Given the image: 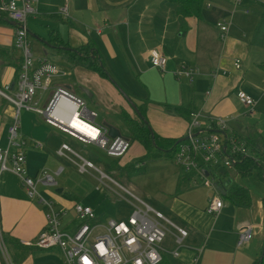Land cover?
<instances>
[{"label": "crops", "instance_id": "0c3cea01", "mask_svg": "<svg viewBox=\"0 0 264 264\" xmlns=\"http://www.w3.org/2000/svg\"><path fill=\"white\" fill-rule=\"evenodd\" d=\"M65 7L68 8V16L61 13ZM261 7H264V0H243L241 4H236L235 0H209L203 10V20L196 18L187 20L189 30L184 36L181 33L175 7L166 0H37L35 4L37 14L33 17L39 19L38 17L44 16L45 19L52 20L54 27L50 31L48 40L40 37H37V40L49 50H54L65 57L66 62L61 63L73 71V73L67 72L66 77L58 76L53 86L63 85L74 91V86L77 85L82 93L84 89L92 93L90 102L91 106L99 111L96 120L98 125L112 126L125 136L123 124L118 116L124 110L135 119L138 116L118 88L116 89L88 67L73 64L66 50L80 49L90 41L96 45L104 62L105 52L110 54L112 60L118 58L124 60L135 84L146 92V98L141 100L138 97L140 94L135 93L134 90H125L121 85L120 87L138 105L147 103L148 123L160 138L170 140L185 138L188 131V117H184L176 109L191 106L193 111L203 115L201 122L204 126L217 117L233 118L231 129L247 146L249 136H259L261 154L264 152L261 132L256 128H250L247 129L250 133L244 136L245 129L236 128L240 118L237 116L239 106L246 109L237 99V92L242 91L256 101V106L250 113L256 111L257 106L264 100V88L248 82L249 73L253 69L264 73V69L259 67L260 63H264V57L253 54L258 50L264 52V49L253 45L256 26L247 24L246 19L240 22L237 20V15L239 13L240 19H244V16L250 17L251 11H254L258 27V11ZM224 20L230 21L231 26L226 38L222 39L217 24ZM28 28L29 38L30 35L35 38L37 35L32 33L29 26ZM14 36V23L7 18H0V85H10L12 88L18 80L20 73L18 69L22 62L21 53L14 49ZM60 44L64 45L62 49L58 48ZM153 50H158L168 58L164 71L152 67L149 52ZM34 55L37 59L50 60L46 50L36 52ZM236 59L241 60L240 70L234 67ZM57 64L61 68L60 64ZM182 66L195 71L192 82L187 77L181 79L176 77L175 73ZM106 67L108 69V66ZM83 95L87 98L84 93ZM101 114L104 116L102 122L99 121ZM8 121L7 116L0 115V132L5 136L0 138L2 147L7 144ZM22 132L29 143L27 168L32 176L43 170L57 175L63 168L57 178H62L67 171L73 169L78 171V174L90 178H133L138 169L148 164L143 166L138 163L146 153L145 148L138 142H132L131 147L138 145L142 149L140 158L133 160L132 163L113 162L107 173L104 165L94 162L93 156L86 152L87 146L69 136L72 141L56 133L45 137L39 136L34 130L24 128L23 123ZM114 134L117 132L114 131ZM53 137L59 141V145L54 148L49 147ZM37 142L41 143L42 147L37 148L35 146ZM63 143H68L76 153L92 162L96 169L81 173L79 169L76 170L77 164L81 161L71 155L70 158H64L67 162L61 160L68 165L67 167L62 166L61 161L58 160L59 164L54 168L52 160L54 157L61 158L57 151ZM248 149L250 155L252 147ZM53 150L56 156L52 153ZM261 163H264V157ZM227 173V179L234 180L249 191L251 202L249 207H238L228 202L224 198L226 190L218 182L217 177L214 181L210 179L214 187L215 184L218 188L222 187V192L215 188L221 194L225 207L216 218L206 212L214 190L209 188L213 192L204 193V190L198 189L201 182L197 178L179 186L180 174L173 188L149 198L147 206L161 212L173 227L185 229L190 233L183 246L178 248L173 227L167 228L168 235L162 244V249L165 250L162 264H192L191 260L197 251H200V255L196 264H253L260 257L264 247V178H261L258 171H254L248 178H242L234 168L227 170ZM252 178L257 179L256 183ZM44 190V186L40 185L39 192L46 200L53 202L57 210L68 212L65 220L74 213L72 211L74 203L85 205L83 199L72 193H66L65 189L63 193L73 195V199H69L63 193L58 197L51 191ZM135 191L138 192L136 187ZM134 205L144 206L136 202ZM101 220L108 219L103 217ZM46 223V211L39 201L29 197L20 179L11 173L3 174L0 179V233L30 248L23 261H18L9 252L14 264L63 263L62 252L57 248L52 250H41L34 246L31 248L43 232ZM73 224L72 222L68 228L73 230L78 226ZM245 227H252L253 238L249 244L238 247L239 231ZM177 248L180 256L174 258L172 252ZM0 264H6L1 256V250Z\"/></svg>", "mask_w": 264, "mask_h": 264}, {"label": "built area", "instance_id": "2783aa9c", "mask_svg": "<svg viewBox=\"0 0 264 264\" xmlns=\"http://www.w3.org/2000/svg\"><path fill=\"white\" fill-rule=\"evenodd\" d=\"M36 2L37 0H0V18L4 16L14 23V47L22 56L15 86L12 88L10 85H0V115L9 118L7 144L5 147L0 146V179L5 173L16 175L29 197L39 201L46 211V226L32 246L41 250L59 249L63 255L62 264H162L165 258L162 244L168 235L165 224L173 226L161 212L147 205L137 207L131 203L133 211L129 217L105 221L99 219L91 207L74 203L72 211L79 224L72 230L68 228L72 222H65L68 212L57 210L54 203L46 200L39 192L40 185L58 187L56 176L62 173L63 168L57 175L48 170L35 176L28 172L29 143L22 132V111L38 114L46 123L67 136L85 146H97L112 158L125 156L132 145L122 135L109 137V129L96 123L99 113L90 110L84 98L77 96L66 86H53L58 76L66 77L68 73L50 60L37 59L32 51L28 20L37 14ZM242 2L243 0H235L236 4ZM61 13L68 16V8H63ZM217 25L221 38L225 39L231 26L230 21L224 20ZM149 57L154 69L165 70L168 63L166 56L153 50L149 52ZM234 67L240 70L241 60L236 59ZM175 75L178 79L187 77L192 82L195 71L182 66ZM236 96L243 107L253 111L256 101L251 96L242 91H238ZM190 115L186 140L180 144L174 162L182 172L196 174L197 179L203 182V187L214 190L206 212L216 218L225 207L221 194L213 186L216 177L220 181L221 173L218 169L233 170L238 157L248 156L249 149L232 131L233 118L217 117L204 126L201 113L193 112ZM74 121L86 132L74 126ZM35 146L40 148L42 144L37 142ZM57 154L61 158L76 156L81 161L77 164L81 173L96 169L92 162L76 153L68 143H63ZM173 229L175 243L181 248L190 233L176 226ZM239 232L238 247L249 244L254 235L252 227H245ZM178 248L172 252L174 258L180 256ZM0 250L6 264H14L1 233ZM199 253L200 251L195 253L192 264H196Z\"/></svg>", "mask_w": 264, "mask_h": 264}, {"label": "rangeland", "instance_id": "374dc122", "mask_svg": "<svg viewBox=\"0 0 264 264\" xmlns=\"http://www.w3.org/2000/svg\"><path fill=\"white\" fill-rule=\"evenodd\" d=\"M38 18L39 19L31 16L29 17L28 21V26L32 30V33L34 35H37L35 36V38L30 35L29 38V42L32 45L33 52H43V50H46L49 53V59L51 61H54V63H59L63 72L73 73L70 67L67 68L64 64L61 63L63 61L64 63L66 62L65 57L54 50H49L42 43H40L39 40H37V37H40L41 39L45 38L47 41L50 35V31L54 27L53 23L51 22L52 20L45 19L44 16ZM243 18L244 19H240V15L238 13L237 20H240V22H244V20L246 19L247 24L249 23L251 24V26H256L257 28V17L254 11H251L250 17L244 16ZM253 54L264 57V52H262L261 50L254 51ZM103 56L106 62V66H108V70L117 82V86L120 87L121 85L125 90H134L135 93L140 94V96L138 97L141 100L145 99L146 92L144 90H141L140 87L135 84L130 72L128 71V66L125 64L124 60L122 58H118V60H112V57L107 52H105ZM124 59L127 60L125 57ZM106 80L110 82L114 87H116L112 79ZM248 82L254 83V85L259 88H264V73L261 70L259 71L257 69H253L249 73ZM74 89L77 96L82 97L87 101V104L90 105L88 106L90 110L98 111L91 106L92 103L90 102V99L84 97L82 91L77 85L74 86ZM239 108L240 109L237 116L240 118L236 128H238L239 130L245 129V132L243 133L244 136H247V134L250 133L247 129L256 128L261 132V135L264 139V100H262L259 106H257V109H255L256 111H254L255 113H250V109L247 108L244 109L240 106ZM21 121L24 128L34 130L39 136L45 137L46 135L56 133L64 138L67 137L69 141H72V139L66 136L65 133H62L55 127L47 124L41 116L34 112L22 111ZM99 121H104L103 114L100 115ZM3 137H5L4 133L0 132V138ZM58 145L59 141L56 137H53L49 142V147L54 148ZM54 151L55 150H53L52 153L55 155ZM86 152L93 156L94 162H98L99 165H104V169L107 173L113 162L132 163L134 162L133 160L140 158V156L142 155V149L139 148L138 145L132 146L127 155L121 160H119V158H110L107 156V153L104 150L93 146H87ZM58 160L65 161L64 158L61 159L59 157H54L52 160V166L54 168L58 166ZM63 161H61L62 166L67 167L68 165L65 163L67 161ZM134 168L136 167L134 166ZM73 170L67 171L62 178L56 177L57 182L60 184L58 185L59 188L44 187V191H51L54 195L61 197L60 194H58L57 190H59L60 188L65 189L66 193H72L77 197L83 199V203L86 206L91 207L95 211L96 216L100 219L103 217H105L106 219H125L129 217L133 211L131 203L136 202L140 205H148L146 203L149 202V198L158 195L161 191L169 190L168 188H173L174 183L176 180H178L181 172V168L176 165L175 162L171 161L150 162L146 165V167L138 169L139 171L134 175L135 177L133 178H90L89 176H82L77 173L78 171ZM76 170H78V168ZM142 170H144V172H142ZM220 170L222 169H218L219 173L222 172ZM199 181L201 182V186L198 187V189L204 190V193L213 192L209 188L205 186L203 187V182L201 180ZM252 181H255L256 183L257 179L252 178ZM135 187L138 190L137 193L135 191ZM213 194L214 193H212V195ZM70 221L74 223L73 226L79 224V220L75 218L74 213H72L71 216H69L65 220V222ZM165 226L167 228L170 227L167 224H165Z\"/></svg>", "mask_w": 264, "mask_h": 264}, {"label": "trees", "instance_id": "16d2710c", "mask_svg": "<svg viewBox=\"0 0 264 264\" xmlns=\"http://www.w3.org/2000/svg\"><path fill=\"white\" fill-rule=\"evenodd\" d=\"M208 1L209 0H166L168 4L170 3L175 7V12L177 13L178 21L181 26V33L183 34V36L189 30V26H187V20L189 18L203 20V10L206 7ZM258 15L259 25L254 33L253 45L262 47L264 49V7H261L259 9ZM1 18L4 19L5 17L2 16ZM54 40L56 41L57 39L55 38ZM63 47V44H60L58 46V48L60 49H62ZM14 49L18 51L15 47ZM66 51H68V56H70L73 64L84 65L90 70L98 73L102 78L112 79L116 82L111 73L108 71L101 53L92 41L88 42V44L80 49H68ZM259 67L264 69V63H260ZM20 69H18L19 72ZM127 95L129 96V94ZM129 98L131 102H133L136 106V114H138V118L135 119L131 117L129 113L124 110L121 115L118 116V119L123 124V128L126 133L125 136H122L128 139L131 143L138 142L146 150L144 157L139 159L138 163L145 166L149 162H155L159 160L174 162L176 152L178 151V148L182 143L181 139L170 140L157 136L154 131H152L147 120V103L138 105L131 99L130 96ZM176 110L184 117H188V121L191 119L190 114L195 112L193 111V108L191 106H188L187 108L178 107ZM260 141L261 139L257 135H252L247 138V142L249 143L248 147H252L251 154H248V156L245 157H238L234 168L242 178H248L254 173V171L260 172L261 178H264V163H261L262 157H264V152L260 154ZM220 171L222 172L220 175L219 183L226 190L224 198L228 202L238 207H249V205L251 204L249 191L245 187H242L241 185L236 183L234 180L232 181L227 179V170L222 169ZM180 174L181 178L179 186L185 183H189L197 178V175L194 173L186 174L184 172H181ZM63 194L66 195L69 199L74 198L73 195L65 193ZM3 238L12 256L18 261H23L29 253L30 248L22 245L20 242L14 240L13 238H10L9 236L3 235ZM31 248H33V246H31ZM253 264H264V257L262 261H260V257L257 258Z\"/></svg>", "mask_w": 264, "mask_h": 264}, {"label": "water", "instance_id": "95a60500", "mask_svg": "<svg viewBox=\"0 0 264 264\" xmlns=\"http://www.w3.org/2000/svg\"><path fill=\"white\" fill-rule=\"evenodd\" d=\"M112 81L116 85V87L118 88V90L121 92V94L124 96V98L128 101L129 105L132 107V109L135 111V113H137L136 112V106H135V104L133 102H131L129 96L125 93L124 90H122V88H120V87L117 86V83L114 80H112ZM83 93L87 96L88 99H91L93 97L92 96V93H90L86 89L83 90ZM136 115H138V114H136ZM106 127L109 129V137L114 138L116 136H120L121 135L120 131L119 130H115V128H113L112 126H109L108 125ZM114 131H116L117 134H114ZM184 140H186V138L181 139V142H183ZM215 187L218 189V191H220V192L223 191L222 187L221 188L220 187L218 188V185H216V184H215ZM57 192H58V194H62L63 193V189H59V190H57ZM263 257H264V249H263V251L261 253L260 261H262Z\"/></svg>", "mask_w": 264, "mask_h": 264}, {"label": "bare ground", "instance_id": "6f19581e", "mask_svg": "<svg viewBox=\"0 0 264 264\" xmlns=\"http://www.w3.org/2000/svg\"><path fill=\"white\" fill-rule=\"evenodd\" d=\"M71 119H72V118H71ZM73 119H74V118H73ZM73 119H72V120H73ZM72 120H71V121H72ZM73 124H75L74 126H77V128H80L79 130H81V131H83V132H86V131L83 130V127L81 128V127H80L81 125H80L79 123H77L76 121H74ZM81 134H82V133H81Z\"/></svg>", "mask_w": 264, "mask_h": 264}]
</instances>
